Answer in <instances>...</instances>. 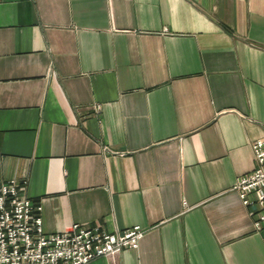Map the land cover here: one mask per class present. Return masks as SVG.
Masks as SVG:
<instances>
[{"label":"crops","instance_id":"obj_1","mask_svg":"<svg viewBox=\"0 0 264 264\" xmlns=\"http://www.w3.org/2000/svg\"><path fill=\"white\" fill-rule=\"evenodd\" d=\"M258 137L264 0H0V172L46 231L145 228L85 264H264Z\"/></svg>","mask_w":264,"mask_h":264},{"label":"built area","instance_id":"obj_2","mask_svg":"<svg viewBox=\"0 0 264 264\" xmlns=\"http://www.w3.org/2000/svg\"><path fill=\"white\" fill-rule=\"evenodd\" d=\"M251 146L255 165L237 176L233 188L264 237V137ZM27 181L0 172V264H85L139 245L145 228L137 223L113 231L78 222L62 231L44 230L42 203L29 197Z\"/></svg>","mask_w":264,"mask_h":264}]
</instances>
